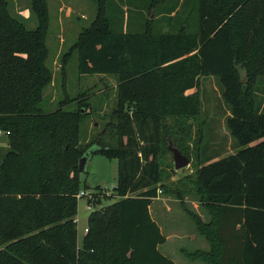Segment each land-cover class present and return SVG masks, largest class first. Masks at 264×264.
<instances>
[{"label":"trees","instance_id":"1","mask_svg":"<svg viewBox=\"0 0 264 264\" xmlns=\"http://www.w3.org/2000/svg\"><path fill=\"white\" fill-rule=\"evenodd\" d=\"M31 1L34 29L0 0V130L8 132L0 156V264H175L158 249L165 236L149 206L161 186L162 142L181 150L169 132L190 135L202 114L201 80L210 76L239 149L202 159L189 181L207 215L191 219L208 250L185 254L205 264H264V110L257 97L264 0H184L186 14L169 20L171 29L145 20L136 33L114 21L111 0H97L74 48L79 73L117 77V140L86 147L78 141L86 105L75 98L67 109L72 99L64 98L52 111L40 108L51 81L46 6ZM167 2L148 0L145 8L157 14ZM90 148L116 160L118 200L89 214L77 246V195L86 187L78 161Z\"/></svg>","mask_w":264,"mask_h":264},{"label":"rangeland","instance_id":"2","mask_svg":"<svg viewBox=\"0 0 264 264\" xmlns=\"http://www.w3.org/2000/svg\"><path fill=\"white\" fill-rule=\"evenodd\" d=\"M6 1L10 12L23 22L26 28L34 29L37 26L38 18L31 0ZM167 1L163 6L165 11L155 14L153 8H145L148 0H111L114 21H117L118 25L121 23L123 29L129 33L142 30L145 20L153 23L157 21L156 26L161 30L171 29L168 26L169 20L175 22L182 19L186 11L182 7L184 0ZM45 6L44 42L47 48L46 62L51 69V81L43 89L40 108L44 112L52 111L64 98L72 99L71 104L65 107L67 109L73 108L76 101L86 105L88 113L81 120L79 128L80 146L86 147L98 141V138L101 145L115 146L117 138L113 110L117 99V77L111 74L79 73L77 49L74 48L80 33L90 26L96 15L97 0H45ZM201 82L202 115L193 121L190 135L183 136L173 131L169 132L170 137L168 136L170 140L172 137L181 153L189 158V164L184 168L175 169L172 154L167 150L168 142H162L159 159L162 181L158 197L152 201L151 206V215L161 228L162 234L167 236V240L160 244L158 249L167 254L175 264H205L201 260H189L181 253V249L208 250V243L203 236L197 234L191 219V215L197 213L207 220L199 198L191 192L193 185L189 181L194 178L196 168L202 159L226 156L239 149L225 126L228 109L221 98L217 80L204 78ZM257 89L259 109L264 110V77L261 78ZM203 117L208 119L203 121L205 126L200 128ZM6 150V135H0V156ZM85 170L80 173V182L86 187L80 188L86 195L78 196L75 216L79 240L87 228L89 214L116 200L113 193L117 179L116 160L108 159L100 153L91 154ZM178 192L181 193V198L176 196L175 193ZM192 235H195L194 240Z\"/></svg>","mask_w":264,"mask_h":264},{"label":"water","instance_id":"3","mask_svg":"<svg viewBox=\"0 0 264 264\" xmlns=\"http://www.w3.org/2000/svg\"><path fill=\"white\" fill-rule=\"evenodd\" d=\"M92 150H93L92 148L88 149V151H86L85 154L82 157H80L78 161L79 171H84L86 169L87 161L92 154ZM168 150L172 154V159L174 162L175 169L178 170L184 168L189 164V158L184 154H182L178 148L173 146L171 141H169L168 143Z\"/></svg>","mask_w":264,"mask_h":264},{"label":"crops","instance_id":"4","mask_svg":"<svg viewBox=\"0 0 264 264\" xmlns=\"http://www.w3.org/2000/svg\"><path fill=\"white\" fill-rule=\"evenodd\" d=\"M205 78H214V77H205ZM202 79H204V78H202ZM201 89H202V82H201V86H200V95H201ZM201 101H202V99H201ZM202 115V114H201ZM208 118H206V117H203V120H202V122H201V127L200 128H203L204 126H205V124H203V121L204 120H207ZM118 200V197L116 196V200L115 201H117ZM115 201H113V202H115ZM112 202V203H113ZM112 203H110V204H112ZM109 205V204H108ZM151 206H152V203H151V205L149 206V210H150V214H151ZM151 217L153 218V216L151 215ZM154 219V218H153ZM155 220V219H154ZM157 223V222H156ZM160 228V227H159ZM194 228H195V226H194ZM86 230H87V228H86ZM86 230L84 229V234H85V232H86ZM160 230H161V228H160ZM193 237H192V239L194 240L195 239V235H192ZM82 237H83V235L81 236V238H80V240L78 239V232H77V246H79L80 245V242H81V240H82ZM202 237V236H201ZM165 240H167V236H165ZM198 249H200V250H202V248H195L194 250H186V249H181V253L186 257V258H188L189 260H200V259H197V258H191V257H188L185 253H190V252H193V251H195V250H198ZM163 255H165V256H167L168 258H169V256L167 255V254H164V253H162ZM202 261V260H201Z\"/></svg>","mask_w":264,"mask_h":264},{"label":"built area","instance_id":"5","mask_svg":"<svg viewBox=\"0 0 264 264\" xmlns=\"http://www.w3.org/2000/svg\"><path fill=\"white\" fill-rule=\"evenodd\" d=\"M7 133L8 132L0 130V135H6ZM158 192L160 191L158 190ZM82 195H86V193L84 191H80L77 196H82Z\"/></svg>","mask_w":264,"mask_h":264}]
</instances>
